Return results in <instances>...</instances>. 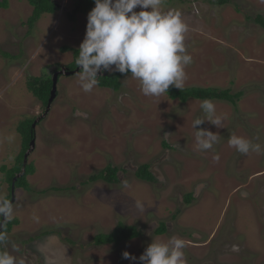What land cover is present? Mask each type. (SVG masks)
<instances>
[{
  "label": "rangeland",
  "instance_id": "rangeland-1",
  "mask_svg": "<svg viewBox=\"0 0 264 264\" xmlns=\"http://www.w3.org/2000/svg\"><path fill=\"white\" fill-rule=\"evenodd\" d=\"M57 1L59 11L42 15L32 27L27 0L0 8V48L12 54H0V169L14 166L22 149L18 124L47 108L28 90V79L53 80L55 69L72 63L73 49L85 38L88 15L68 17L77 0ZM230 2L162 4L163 11H179L188 26L192 63L183 88L243 93L236 106L211 100L222 127L209 121L197 126L217 133L219 143L198 150L192 124L203 116V100L145 96L131 74L121 78L119 91L97 84L85 92L79 67L63 74L49 113L35 128L31 191L15 190L10 219L19 224L7 235L6 252L24 264H141L124 259L123 252L138 258L152 241L177 237L185 241L186 264H264V151L240 154L228 142L236 135L264 148V29L253 19L264 16V0ZM109 164L126 169L118 183L89 181ZM144 164L156 181L137 178L135 169ZM0 186V198L8 199L1 170ZM191 192L198 197L186 203ZM164 220L171 221V232L152 234ZM120 222L142 225L152 235L122 245L93 242Z\"/></svg>",
  "mask_w": 264,
  "mask_h": 264
},
{
  "label": "clouds",
  "instance_id": "clouds-1",
  "mask_svg": "<svg viewBox=\"0 0 264 264\" xmlns=\"http://www.w3.org/2000/svg\"><path fill=\"white\" fill-rule=\"evenodd\" d=\"M94 2L95 6L88 13L85 38L75 61L80 68L79 80L85 92L92 91L99 83L98 73L111 70L113 66L122 74L130 72L139 81L145 96L159 97L167 93L170 86L178 89L184 87L187 78L185 69L192 63V57L187 53L185 44L188 26L179 11H163V0ZM137 7L140 8L139 12L134 11ZM200 109L203 116L197 117L192 127L197 129L195 136L198 150L205 151L219 143L220 137L211 130L198 129L197 126L209 121L222 127L223 118L217 115L216 106L209 99L201 102ZM228 142L240 154L264 151L260 144L241 136L231 135ZM11 200L0 198V217L6 221L13 214L14 202ZM131 225L138 226L140 236H148L146 229H141L142 225ZM154 228L152 234H158L159 224ZM7 239V234L0 230V247L3 249L0 251V264H24L23 260L18 261L6 252L4 244ZM126 242L122 241L119 245ZM185 247L183 239L173 237L167 242L152 241L138 258L124 251L123 258L133 262L139 260L141 264H186Z\"/></svg>",
  "mask_w": 264,
  "mask_h": 264
},
{
  "label": "trees",
  "instance_id": "trees-1",
  "mask_svg": "<svg viewBox=\"0 0 264 264\" xmlns=\"http://www.w3.org/2000/svg\"><path fill=\"white\" fill-rule=\"evenodd\" d=\"M33 6V14L28 20L29 25L32 27L44 14H53L60 9V3L57 0H27ZM211 3L215 5H225L227 3H231L230 0H210ZM10 5V0H0V8H8ZM75 8L72 13L68 14V17L71 21L76 20V14L78 12H84L88 15L90 10L95 6L94 0H77L75 3ZM254 21L260 25L264 29V16L256 15ZM64 51H69V47H64ZM0 54L4 56L10 55L11 53L5 52L0 48ZM74 60L71 64L68 65L67 70L76 69L78 66L75 61L79 55V48L73 49ZM129 73H120L118 70L114 72H108L107 75H101L97 77L99 83L98 85L102 88H110L114 91H119L122 87L121 78ZM53 86V80L51 76H43V77H31L27 81L28 90L35 96L38 100H40L45 107H47L49 98L51 96V90ZM168 96L175 100H179L182 103L188 102L190 99H199V100H223L231 103L233 106L238 104V101L243 96L242 92L233 93L231 89H221L217 87H187L178 89L174 86H170L167 92ZM58 95V93H57ZM37 118H31L21 121L17 126V131L21 134L22 137V149L15 157V164L12 167H8L7 165L1 166V172L5 175V180L9 184V192L8 200L12 199V183L14 177L22 171L25 154L30 148V142L35 139V128H33V124ZM44 119V118H43ZM42 119V120H43ZM41 120V121H42ZM40 123V122H39ZM37 123V125L39 124ZM164 144L167 146V142L164 141ZM35 150V149H34ZM32 154V153H31ZM30 157V156H29ZM119 171H126L123 167L114 166L109 164L105 167L99 174H95L89 178L90 182L102 180L108 184L118 183L120 178L118 175ZM36 169L32 162H29L26 165V169L24 174L19 177L15 183V187L24 188L27 191H31V186L28 180V177L35 174ZM136 176L140 179H143L147 182H154L157 180L155 174L151 170V166L149 164L141 165L136 172ZM1 188V186H0ZM192 193L187 194L185 196L186 203H191L192 201ZM1 222V221H0ZM15 224H19L18 218H13L7 220L1 231L5 232L7 235L12 230ZM1 226V225H0ZM167 230L165 223L161 225L158 230V234H163ZM140 236V231L138 226L128 225L120 222L112 231L101 233L94 238L95 244L103 245V244H116L119 245L122 241H129ZM6 242V241H5ZM4 242V243H5ZM1 246V244H0ZM0 251L3 249L0 247Z\"/></svg>",
  "mask_w": 264,
  "mask_h": 264
},
{
  "label": "water",
  "instance_id": "water-1",
  "mask_svg": "<svg viewBox=\"0 0 264 264\" xmlns=\"http://www.w3.org/2000/svg\"><path fill=\"white\" fill-rule=\"evenodd\" d=\"M79 70H80V68L77 69V71H79ZM73 73H74V71H67L66 70V67H63L62 70L57 71V72L54 73V76H53V86H52V90H51V96L49 98V102H48L46 111H45V113L42 116L38 117L35 120V122L33 124V128H36L37 123H39L44 117H46V115L49 113V111H50V109L52 107V104H53L54 100L57 97L59 75H61V74L70 75V74H73ZM103 73H104V75H107L108 74L107 71H104ZM35 147H36V139H33L30 142V148H29V150L25 154V159H24V164H23L22 171L19 174H17L14 177V179H13V183H12V200H11L12 203L15 201V183H16L17 179L24 174L25 169H26V165L28 163L29 156L34 151ZM155 176H156V174H155ZM5 221H6V219L4 217H2V222L0 223V225H1L0 226V230H2Z\"/></svg>",
  "mask_w": 264,
  "mask_h": 264
},
{
  "label": "flooded vegetation",
  "instance_id": "flooded-vegetation-1",
  "mask_svg": "<svg viewBox=\"0 0 264 264\" xmlns=\"http://www.w3.org/2000/svg\"><path fill=\"white\" fill-rule=\"evenodd\" d=\"M63 67H67V68H68V66H61L60 68H56L55 71L61 70ZM77 68H78V67H77ZM77 68H76V69H77ZM55 71H54V72H55ZM69 71H75V69H73V70H69ZM106 71L109 72L108 70H106ZM79 72H80V70H79ZM103 72H104V71H103ZM103 72L98 73V75H99V76L103 75V74H104ZM53 75H54V73H53ZM62 75H63V74L59 75V77L62 76ZM64 75H66V74H64ZM35 138H36V133H35ZM167 146L169 147L168 143H167ZM139 167H140V166H139ZM139 167L137 168V171H138ZM137 171H136V172H137ZM120 172H123V171H119V172H118V175L120 174ZM119 178H120V175H119ZM191 193H192V197H193V198H192V201H191V203H192V202L195 200V198L198 197V194H196V192H191ZM188 194H189V193H188ZM186 196H187V195H186ZM173 218H174V219L177 218V212H174V216H173ZM162 223H163V224L165 223V225H166V227H167V230H166L165 233H163V234H166V233L169 234V233L171 232V229H172V227H171V226H172L171 221H165V220H164V221H159L158 224H159L160 227H161ZM169 224H170V225H169ZM163 234H162V235H163ZM190 235L193 236V237L196 236V234L192 235L191 233L189 234V236H190Z\"/></svg>",
  "mask_w": 264,
  "mask_h": 264
},
{
  "label": "bare ground",
  "instance_id": "bare-ground-1",
  "mask_svg": "<svg viewBox=\"0 0 264 264\" xmlns=\"http://www.w3.org/2000/svg\"><path fill=\"white\" fill-rule=\"evenodd\" d=\"M243 168V167H242Z\"/></svg>",
  "mask_w": 264,
  "mask_h": 264
}]
</instances>
